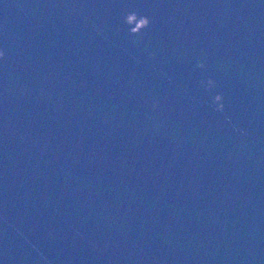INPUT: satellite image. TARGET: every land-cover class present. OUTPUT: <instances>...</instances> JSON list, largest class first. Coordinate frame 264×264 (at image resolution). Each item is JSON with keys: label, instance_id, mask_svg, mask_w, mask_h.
Listing matches in <instances>:
<instances>
[{"label": "water", "instance_id": "obj_1", "mask_svg": "<svg viewBox=\"0 0 264 264\" xmlns=\"http://www.w3.org/2000/svg\"><path fill=\"white\" fill-rule=\"evenodd\" d=\"M0 50V264H264V0H0Z\"/></svg>", "mask_w": 264, "mask_h": 264}, {"label": "clouds", "instance_id": "obj_2", "mask_svg": "<svg viewBox=\"0 0 264 264\" xmlns=\"http://www.w3.org/2000/svg\"><path fill=\"white\" fill-rule=\"evenodd\" d=\"M125 22L130 26V33L133 35H139L141 32L150 26V18L148 16H142L138 12H130L125 18ZM6 53L3 50H0V60L5 59ZM199 67L203 68L204 64L200 63ZM204 83V82H202ZM216 86V81L212 78H209L206 81L207 89L211 90ZM224 97L222 94H216L214 97V104L218 105V111H224L225 105L223 103Z\"/></svg>", "mask_w": 264, "mask_h": 264}]
</instances>
